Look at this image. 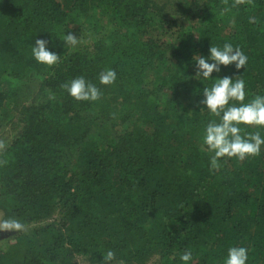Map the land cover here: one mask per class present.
Returning <instances> with one entry per match:
<instances>
[{
    "label": "trees",
    "instance_id": "obj_1",
    "mask_svg": "<svg viewBox=\"0 0 264 264\" xmlns=\"http://www.w3.org/2000/svg\"><path fill=\"white\" fill-rule=\"evenodd\" d=\"M173 1L0 0V126L16 127L0 152V216L25 226L0 264H102L108 250L112 264H184L185 250L189 264H225L233 246L264 264V145L210 171L203 135L219 118L199 103L224 76L245 81L244 103L264 96V0ZM36 39L58 65L36 61ZM224 43L248 57L244 69L196 78L194 56ZM107 69L112 85L99 82ZM79 76L100 100L61 87ZM240 127L264 138V127Z\"/></svg>",
    "mask_w": 264,
    "mask_h": 264
},
{
    "label": "clouds",
    "instance_id": "obj_2",
    "mask_svg": "<svg viewBox=\"0 0 264 264\" xmlns=\"http://www.w3.org/2000/svg\"><path fill=\"white\" fill-rule=\"evenodd\" d=\"M227 4L228 0H224ZM253 0H233V6L252 4ZM229 9H225L228 11ZM64 43L75 47L79 38L69 32L64 36ZM49 41L36 39L32 47V55L37 62L52 67L60 62V55L47 48ZM210 56L206 59L203 56H194L196 67V78L202 77L207 80L212 73L219 72L221 65L227 67L234 65L237 70L246 66L248 57L231 43H224L223 47L211 46ZM212 62L209 63L208 60ZM116 80V72L107 69L99 74V82L102 85H112ZM68 94L76 101L95 102L101 99V90L93 83L86 81L79 76L70 82L61 85ZM203 97L199 103L206 105L211 116L219 118L210 120L203 135V145L207 151L213 153L210 158V171L221 168V159L236 158L244 161L247 158L260 155L261 146L264 145V138L259 132L246 133L241 135V125L250 127H264V96L256 95L250 102L244 103L246 99V84L243 79L233 81L230 76L219 78L211 87L203 89ZM49 100H54L55 95L48 94ZM203 108H201L202 110ZM6 145L0 141V152ZM6 159H0V166L6 165ZM0 231H25V226L18 219L0 216ZM249 249L243 246H233L228 249L225 264H247ZM116 259L115 252L108 250L103 255L102 264H112ZM184 264L192 260L191 250H185L180 256Z\"/></svg>",
    "mask_w": 264,
    "mask_h": 264
},
{
    "label": "rangeland",
    "instance_id": "obj_3",
    "mask_svg": "<svg viewBox=\"0 0 264 264\" xmlns=\"http://www.w3.org/2000/svg\"><path fill=\"white\" fill-rule=\"evenodd\" d=\"M170 1H173V0H170ZM194 1V0H192ZM177 2V0L173 1V2H169V4H172V5H175ZM184 2H182L183 4ZM175 8L178 10V15H181V11L186 8L182 5H179L178 6H175ZM131 125L129 122H126L122 125H120L118 127V130L119 131H124L128 128H130ZM16 132V127L14 125H10V124H5L3 123L1 126H0V141L2 142H8L12 139V137L14 136V133ZM14 233V231H0V246L5 243L6 241H8V237L12 236ZM78 264H89L87 263L84 259L82 258H79L78 259ZM147 264H156V258H152L151 261H149Z\"/></svg>",
    "mask_w": 264,
    "mask_h": 264
}]
</instances>
